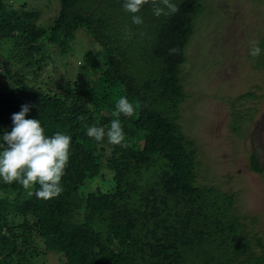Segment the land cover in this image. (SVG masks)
I'll list each match as a JSON object with an SVG mask.
<instances>
[{"label": "trees", "instance_id": "trees-1", "mask_svg": "<svg viewBox=\"0 0 264 264\" xmlns=\"http://www.w3.org/2000/svg\"><path fill=\"white\" fill-rule=\"evenodd\" d=\"M21 2L0 0V146L12 115L28 105L26 118L45 135L71 136L70 159L52 199L34 195L39 185L29 195L0 179V264H54L50 255L58 264H264L263 237L247 230L236 192L199 180L198 148L180 124L181 65L202 0H172L179 10L160 17L144 5L137 15L157 18L143 32L156 42L149 49L115 34L136 27L124 0H60L49 28ZM81 26L98 45L93 61L69 70L54 57L71 52ZM142 57L149 67L136 66ZM16 63L23 66L13 70ZM47 64L63 73L45 77ZM121 96L135 106L119 117L126 147L89 137L90 126L107 131Z\"/></svg>", "mask_w": 264, "mask_h": 264}, {"label": "rangeland", "instance_id": "rangeland-1", "mask_svg": "<svg viewBox=\"0 0 264 264\" xmlns=\"http://www.w3.org/2000/svg\"><path fill=\"white\" fill-rule=\"evenodd\" d=\"M17 1L20 7L21 1H27L26 8L39 11L35 19L38 27L49 28L60 10V0ZM202 4L185 49L186 61L181 65V82L187 96L180 104V124L198 148L199 180L236 192V211L244 216L247 230L264 239V0H202ZM145 10L149 13L152 7ZM142 19L143 24L129 33L119 30L115 34L124 35L137 48L143 43L148 44L146 49L153 48L156 42L145 43L147 33L143 32L157 18ZM253 40L262 49L258 57L249 55ZM97 45L81 26L76 30L71 52L54 58L66 62L71 70L80 60L86 64L93 61L94 55L91 59L88 54ZM150 64L142 57L136 66ZM22 66L16 63L13 70ZM44 69L45 77L63 73L62 69L53 71L51 64ZM253 153L263 168L260 172L252 167ZM108 182L103 187L100 181H93L87 189L106 188ZM50 257L54 264L59 263L55 255Z\"/></svg>", "mask_w": 264, "mask_h": 264}, {"label": "clouds", "instance_id": "clouds-1", "mask_svg": "<svg viewBox=\"0 0 264 264\" xmlns=\"http://www.w3.org/2000/svg\"><path fill=\"white\" fill-rule=\"evenodd\" d=\"M150 4L153 15L171 16L179 9L172 0H124L122 8L130 13L132 23L143 24L141 16L137 15L141 8ZM262 49L258 41L250 42L249 55L258 57ZM170 54H179L178 49H170ZM29 106L23 105L21 111L12 115L13 127L3 134L5 146L0 151V179L4 183L21 184L29 195L33 194L43 200L55 198L63 191L61 181L70 159L71 136L55 132L52 136L45 135L38 119H27ZM135 106L126 97L121 96L115 103L112 116L116 117L110 123L107 131L95 125L87 128V135L98 142L105 136L110 144L126 147L125 133L119 119L120 115L132 116Z\"/></svg>", "mask_w": 264, "mask_h": 264}]
</instances>
